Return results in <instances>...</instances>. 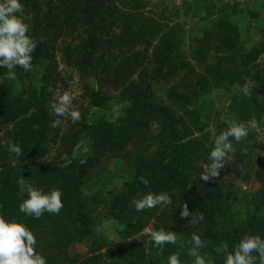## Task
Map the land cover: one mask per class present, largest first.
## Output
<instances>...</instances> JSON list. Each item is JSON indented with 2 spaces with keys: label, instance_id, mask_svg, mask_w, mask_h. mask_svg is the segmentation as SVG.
<instances>
[{
  "label": "trees",
  "instance_id": "obj_1",
  "mask_svg": "<svg viewBox=\"0 0 264 264\" xmlns=\"http://www.w3.org/2000/svg\"><path fill=\"white\" fill-rule=\"evenodd\" d=\"M120 3L118 7L116 0H22L25 22L29 26L28 34L37 46L32 53L31 69L25 71L17 66L15 73L20 71L22 77L30 80L33 68L40 61L56 58L57 45L62 37L79 34L82 36L80 43L76 47L67 45V50L71 63L86 81L89 108L99 111L100 116L91 122H79V128L70 129L63 136L59 126L53 129V119L41 87L34 84L30 96H27L24 88L19 95H14L6 78L7 69L0 68V215L8 219L17 218L18 222L22 221L34 233L37 238L36 250L45 256L47 264H93L94 261L99 262L102 256L110 258L112 264H119V259L128 260L130 264L138 259L140 264H146L145 250H134L135 241L119 242L114 248H108L105 254L82 262L77 260L79 255L77 259L69 258V248L95 235V222L85 192V177L95 161L93 156L74 159V147L85 139L96 155H105L110 150L122 152L128 143L149 136L157 142L154 159L138 168L133 177L125 182L124 190L117 192L108 206L112 218L118 225L125 227L120 236L124 239L142 231L160 207L158 205L137 212L132 203L134 199L148 191L166 192L170 201L156 219H160L163 224L165 221V225H170L168 228L172 225L181 228L175 232V244L157 248L152 242L148 253L151 264H164L172 254L179 255L180 264H190V261L194 264L195 258L188 255L193 233L199 234L206 244L199 250L206 264H223L225 245L231 251L246 233L264 238V159L255 173L261 186L244 196V206L249 209L252 206L254 210L242 218L235 210L241 199L234 184L226 182L225 175L233 172L238 179L246 181L249 159L254 156L256 149L237 146V157H231L230 163L221 169L218 177L207 182L200 179L202 165L208 162L210 152V147H207L209 134H195L196 130L202 133L206 125L201 120L200 110L189 105L192 98L183 102L187 107V117L191 118L190 122L194 125L192 128L174 109L153 100L154 87L160 81L156 79L157 76L169 80L170 74L175 72L177 66L172 54L179 43L174 42L173 31H164L161 43L150 55L153 41L163 30L159 20L145 16L137 0H120ZM260 4L264 12V0ZM224 6L230 8L220 19L209 20V14L208 18H204L203 27L209 31L199 42L195 58L198 65H204L203 74L195 73L200 76L201 90L206 88L207 83L211 86L219 82L226 90L235 83L243 88L248 83L247 79L255 82L256 86L246 85L250 88L249 95H245L241 89L228 97L224 91L231 108L227 119L248 124L258 121L264 109L258 99L260 89L264 88V65L257 62L260 55L264 54V25L258 12L241 8L240 4ZM230 10L258 21V25L254 26L261 36L252 45H245L239 24L229 16ZM240 20L237 17V21ZM117 30L120 34H116ZM105 35L107 40H104ZM212 36H216L214 43L211 41ZM105 44L108 50L118 49V54L108 55L110 52L101 50ZM137 45L145 46L137 50ZM207 46L216 52L214 63L207 60ZM153 60L158 70L155 75H150L145 63ZM181 63L187 70L192 68L188 62ZM134 75H137L135 80ZM89 77L95 79V88H88ZM210 79L212 81L209 82ZM104 88L118 90L125 99L119 104L122 108L114 119L109 116L115 107L108 103L112 98ZM168 96L172 101H180L172 91L168 92ZM197 96L201 97L200 94ZM154 124L158 127L155 135L152 134ZM224 128L223 122L220 130ZM51 131L54 132L51 140L60 137L66 147V156L60 161L45 159L49 153ZM10 143L21 147L20 157L11 152ZM260 149L264 153V146ZM202 157L204 161L200 163ZM243 158L248 161L243 162ZM21 176L46 192L59 189L63 203L60 212H45L39 219L21 213L19 204L26 198V194L21 195L17 184ZM142 179L148 180L147 186L141 182ZM93 201L97 203L99 200L94 198ZM185 205L189 209L188 217L181 216ZM127 213L132 218L126 223L118 215ZM185 223L189 224L182 227ZM104 244L100 243L99 247ZM135 255L132 260L131 257Z\"/></svg>",
  "mask_w": 264,
  "mask_h": 264
},
{
  "label": "rangeland",
  "instance_id": "obj_2",
  "mask_svg": "<svg viewBox=\"0 0 264 264\" xmlns=\"http://www.w3.org/2000/svg\"><path fill=\"white\" fill-rule=\"evenodd\" d=\"M126 1V0H122ZM141 6V11L145 16H151L159 20L160 25L163 27V30L157 35L156 39L153 41L152 46L150 47L149 54L151 55L156 46L161 43V36L164 31H173L174 42H178L179 45L175 47V50L172 54L173 62L175 63V72L173 71L170 74L169 80H163L162 77L157 76L158 82L157 87L155 86L153 94V100L155 103L160 105L169 106V108L174 109L180 116V118L186 119L188 125L194 128L192 122H190V117L188 116V111L186 110V105L183 104L184 101L191 99L189 103L190 106H194L200 110L201 120L204 122L205 127L202 130V133L196 130L195 134L201 136L209 134V141L207 142V147L213 146L212 141L214 136L220 134L222 131H226L228 125L225 123L224 130H220L223 127V122L227 119V116L231 114L229 107L230 100L225 99L224 91L228 97H231L236 90H241V85L235 83L230 85L226 90L222 88L219 82L216 84L212 83L211 86L208 85L204 90L202 89V83L199 81V74H203V64L198 65V61L195 59L199 50V42H201L207 33L205 26L203 27L204 18L220 19L228 10L225 0H137ZM206 4H205V3ZM261 0H244L239 3L241 8L251 9L253 12H258L260 18L263 21L264 25V12L262 11ZM117 6H121L120 0H116ZM206 5V6H205ZM229 5H232L229 3ZM205 6V7H203ZM225 7V8H224ZM239 13V12H238ZM230 17L234 20L235 23H238L241 31L242 38L245 40V45L250 46L261 36L259 30L254 25H258L254 18L248 17L246 14L240 13L236 14L230 10ZM237 17H240L241 20L237 21ZM203 20V22H202ZM232 20V21H233ZM211 22V21H210ZM211 28V27H208ZM209 31V30H208ZM116 34H120V31L117 30ZM107 36H104V40H107ZM212 43L215 42L216 36H212ZM82 39V36L79 34L66 35L59 40L57 49H56V58L52 60L44 59L40 61L32 70L30 80L26 77H22V72H16V77L14 80H9L10 88L12 94L19 95L23 88L27 91V96L31 95V91L34 89V84H38L44 94L46 99V104L48 107V112L52 116L53 121L58 117L53 112L51 105L56 102L60 95L68 93L72 98V104L70 105V110L75 109L80 113V119L73 121L69 116L59 117L62 123L59 125V130L64 136L65 132L70 129L75 130L79 128V122L84 120L92 121L95 117L100 116V112L96 111L93 108H89V97L88 89L86 86V81H84L77 69L71 63L69 53L67 50V45L71 47H76ZM145 45H137V50H142ZM207 51V57L209 63L215 62L216 52L211 47H205ZM101 50L109 53L108 55L118 54V49H109L108 45L105 44ZM116 61V60H115ZM183 62H188L192 68L187 70L185 67H182ZM258 63L264 65V54L260 55L257 60ZM115 64H118L114 62ZM165 66V65H164ZM144 67V66H143ZM150 71V75H155L157 72V64L153 61H147L145 63V69ZM195 68L194 72L193 69ZM166 66L164 70H166ZM137 75H134L133 80H135ZM46 78V80H45ZM209 78V77H207ZM162 79V80H161ZM155 81V80H154ZM212 79L209 80V82ZM248 83L246 85L256 86V83L251 79H247ZM90 84L88 88H95L96 82L92 77L88 78ZM208 82V81H207ZM224 87V86H223ZM222 88V89H220ZM201 90V91H199ZM104 91L109 94L112 98L109 104L114 106L112 113L110 112V118L114 119L121 111L122 106L119 107L121 102H124V98L120 96L118 90L104 88ZM174 92V95L180 100L176 102L171 100L168 96V92ZM203 92V94L199 92ZM155 92V93H154ZM197 93V94H196ZM201 97H198L199 95ZM127 98V96H126ZM258 99L260 104L264 107V88L260 89L258 93ZM86 114V115H85ZM223 118V119H222ZM243 123V122H242ZM251 123V122H248ZM152 134L158 131L157 125H153ZM54 129V127H53ZM54 131V130H53ZM50 132L49 140V153L45 157L48 161H60L66 156V147L63 146L60 137H57V140H51L54 136V132ZM232 139V138H230ZM156 140L150 138H140L132 143L126 145L124 151L110 150L105 155H96L94 149L88 145V141L82 139L73 150L74 159L85 158L87 156H93L95 164L93 167L88 169L87 175L85 177V192L87 194L88 205L92 210L91 214L95 222V235L83 242L76 243L69 248V258L77 259L79 262H82L85 259L96 257L100 254H105V251L108 248H114L116 244L123 241H135L134 250L142 248L145 250V263L151 264L150 252L152 240L148 234L150 230H159L160 228L166 227L165 229L171 231H178L181 227L172 225L171 228L169 224L165 225L160 222V219H156V216L161 215V212L166 204H161L157 209L155 216H152L145 226V228L135 234H132L129 237L122 238L120 236L122 230H125L124 225H118L117 222L110 215V208L108 207L114 199V196L117 192L124 190L125 182L138 171L140 166L149 163L155 157L157 153V142ZM233 146L236 147L239 145L245 146L246 149L254 147L256 149L254 156L249 159V167L247 168L248 179L246 181L238 179L233 172H228L225 175L226 182H231L234 184V188L241 199V203H238L235 207V210L240 217L247 216V213L254 210L252 206L250 209L248 206H244V196L245 193L255 192L261 185L260 182L256 179V169L260 165V161L264 159V153L260 149L264 146V109L262 116L258 121H255V127L249 129V135L246 138H243L239 143L232 140ZM210 145V146H209ZM237 152L235 151L231 157H237ZM243 162L248 161L246 158H243ZM200 163L204 161L202 157ZM94 198H97L99 201L94 202ZM249 209V210H248ZM123 222L130 221L132 218L129 213L127 215H118ZM189 223L183 224L182 227H187ZM127 228V225H126ZM164 229V228H163ZM95 241V243H94ZM100 243H105L103 246L99 247ZM97 247V248H96ZM95 248V249H93ZM133 249V248H132ZM131 252V249L129 250ZM173 255V254H172ZM102 256V255H101ZM136 257L133 256V260ZM102 259L99 262L94 261L93 264H112L111 259L105 256L101 257ZM69 261V260H68ZM119 264H130L128 260H120ZM141 261L135 259L134 264H140ZM168 263V260L165 261ZM164 263V264H165ZM92 264V263H91ZM189 264V263H184ZM190 264H193L190 261Z\"/></svg>",
  "mask_w": 264,
  "mask_h": 264
},
{
  "label": "clouds",
  "instance_id": "obj_3",
  "mask_svg": "<svg viewBox=\"0 0 264 264\" xmlns=\"http://www.w3.org/2000/svg\"><path fill=\"white\" fill-rule=\"evenodd\" d=\"M24 6L22 0H0V68H6V78L14 80V69L19 66L25 71L32 67V53L36 49V41L28 34L29 26L25 22ZM242 92L250 94V88L244 86ZM72 98L68 93L60 95L58 100L52 103L51 108L58 117L52 121L53 127H58L62 121L59 117L69 116L73 121L80 119L78 110H70ZM223 119V118H222ZM228 125L226 131L214 136L213 146L208 154V162L202 165L200 179L207 182L220 175L221 169L229 164L231 155L235 152L232 140L239 143L249 135V129L255 127V121L245 124L236 119H225ZM232 138V139H230ZM11 152L18 157L22 154L19 145L10 143ZM148 185L147 179L141 181ZM21 195L26 198L19 204V211L26 216L39 219L43 213L58 214L63 207L62 193L59 189L44 191L43 189L28 183L23 176L17 181ZM170 197L166 192L154 193L148 191L132 203L137 212L151 209L158 205L166 204ZM190 215L187 205L181 211L182 217ZM153 246L162 248L165 244H175L177 236L174 231L150 230L148 233ZM37 238L17 218H6L0 215V264H47L44 255L36 250ZM206 247L199 234L191 236V247L188 255L195 258L194 264H206L205 258L200 254V249ZM168 264H180L179 255L173 254L168 258ZM223 264H264V238L260 235L244 234L230 251L224 246Z\"/></svg>",
  "mask_w": 264,
  "mask_h": 264
},
{
  "label": "built area",
  "instance_id": "obj_4",
  "mask_svg": "<svg viewBox=\"0 0 264 264\" xmlns=\"http://www.w3.org/2000/svg\"><path fill=\"white\" fill-rule=\"evenodd\" d=\"M244 0H225L226 3H230V4H233V3H239V2H242Z\"/></svg>",
  "mask_w": 264,
  "mask_h": 264
}]
</instances>
